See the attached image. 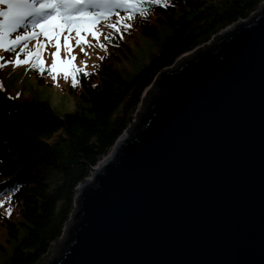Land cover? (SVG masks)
Segmentation results:
<instances>
[{"label": "water", "instance_id": "water-1", "mask_svg": "<svg viewBox=\"0 0 264 264\" xmlns=\"http://www.w3.org/2000/svg\"><path fill=\"white\" fill-rule=\"evenodd\" d=\"M170 69L39 264H264V10Z\"/></svg>", "mask_w": 264, "mask_h": 264}, {"label": "trees", "instance_id": "trees-1", "mask_svg": "<svg viewBox=\"0 0 264 264\" xmlns=\"http://www.w3.org/2000/svg\"><path fill=\"white\" fill-rule=\"evenodd\" d=\"M261 1L144 2V15L117 8L115 14H131L130 25L157 48L126 78L111 58L121 59L127 45L111 35L95 69L76 74L78 108L72 112L59 115L45 100L18 99L0 86V264H37L48 253L72 211L77 185L125 131L159 72L248 18ZM198 24L201 31L183 39Z\"/></svg>", "mask_w": 264, "mask_h": 264}, {"label": "rangeland", "instance_id": "rangeland-1", "mask_svg": "<svg viewBox=\"0 0 264 264\" xmlns=\"http://www.w3.org/2000/svg\"><path fill=\"white\" fill-rule=\"evenodd\" d=\"M5 8V5H0V9ZM262 10H264V0L259 3L258 7L246 19H249ZM111 11L112 12L110 13V15L114 16L111 19V21L113 22H105L102 20L101 23L97 24L93 28V31H96L98 34V39H94L91 33H85L82 31L80 35L84 39L80 44H77L76 41L77 39H79V37L76 36L75 31H72L71 33L67 31L61 33L59 38L60 48L56 59L58 61H69L70 63L67 66L70 70L73 68H80L83 69V71L94 70L97 61H99L105 54V41L108 42L109 37L111 35L115 36L116 34L123 42H125L127 46L125 49V53H122L124 55L121 54L123 59L121 57V59L111 58V60L114 66L118 68V70L124 77L128 78L129 76H131L133 70H137L141 66V64L147 60L148 56L156 50L157 47L154 40L148 37H144L143 35L137 33L136 30H134V28L132 27L133 24L130 25L129 19H127V16L125 14H115L118 11L117 8L115 10L112 9ZM117 19H120L122 22L120 25H117V27L120 29L119 31L106 26L109 23H115ZM125 22L130 25V27H128L127 29L123 27V23ZM229 27H231V25L222 29L221 31L213 35L208 41L200 44L199 46L189 52H186L185 54H190L206 43L222 35ZM19 31H24V29H21ZM36 31L39 32V29H36ZM107 31L109 32V34H107ZM127 31L128 33H126ZM15 35L16 34H12L9 39H14ZM65 36L69 37V47H65ZM37 37H40V39H36ZM37 37L27 41H23L21 42V44L26 42L25 44H27L28 51H33L41 43L44 45L42 49L43 52L41 50L40 52L42 53H40L39 56V59L43 61V74H41V71L38 67L33 66V63L36 61L35 56H33L27 64L15 65L14 63H12V61L16 59V52L20 53L19 58L21 60L25 59V53L20 52V49L23 47L21 46V44L16 45L13 52H6L4 49L0 48V58H2L0 59V64L4 65L3 67H0V86L4 88L9 94L18 99L34 97L37 99L45 100L49 104L53 112L59 115H62L66 112H72L78 108V96L74 93V89H77V86H72V75H69L67 78H65L62 71L52 72L51 74H49L48 71V69L53 64V53H56V38L53 37L52 40L49 41L48 38L43 35H39ZM105 37H107V39H105ZM100 45H103V47H100ZM107 47H109V45ZM69 48L71 49L70 51ZM81 49H83L84 51H81ZM185 54H182L170 66L172 68L169 70L170 72H174L175 69L180 66V64L186 57ZM57 66L58 68L62 67V65H60L59 63ZM53 76H55V80H53ZM153 86L155 85L150 84L142 93L141 100L133 113L132 121L125 130L128 129L132 122L139 121ZM75 207L76 203L74 201L69 217L71 216ZM3 209H5V207H3ZM2 233L3 231L0 230V239H2ZM55 241L51 243L49 251ZM48 253L44 255L37 264L44 261Z\"/></svg>", "mask_w": 264, "mask_h": 264}, {"label": "snow or ice", "instance_id": "snow-or-ice-1", "mask_svg": "<svg viewBox=\"0 0 264 264\" xmlns=\"http://www.w3.org/2000/svg\"><path fill=\"white\" fill-rule=\"evenodd\" d=\"M144 2L159 4L161 0H0V5L6 6L5 9H0V18H2L0 19V48L6 52H13L16 45L39 35L47 37L49 41L55 37L57 52L53 53V64L48 69L49 74L62 71L65 78L72 75V86L75 87L77 84L76 74L82 72L83 69L73 68L70 70L67 66L70 63L69 61H58L56 59L60 48L59 38L61 33L75 31L76 36L79 37L76 41L77 44H80L84 39L80 35L82 31L91 33L94 39H98V34L93 31V28L102 20L106 21L107 14L102 10L89 12L88 9L100 10L126 7L130 12H139L144 15L146 10L141 7ZM127 19H132L131 14ZM121 23V20L117 19L115 23H109L106 26L119 31L117 25ZM123 27L127 29L130 25L125 22ZM18 29H24V33H17ZM28 29L32 31L29 32ZM36 29H39V32ZM13 33H17L15 38L9 39ZM64 43L65 47H69L68 36L64 37ZM43 47L44 45L41 43L35 51H28L27 44H24L20 52L25 53V59L21 60L19 58L20 53L16 52V59L12 63L15 65L27 64L35 56L36 61L33 66L38 67L41 74H43V61L39 59ZM100 47H103V45H100ZM81 51L84 50L81 49ZM58 63L62 67L58 68ZM3 66V64H0V67ZM84 74L87 75L86 72ZM53 80H55V76H53Z\"/></svg>", "mask_w": 264, "mask_h": 264}, {"label": "bare ground", "instance_id": "bare-ground-1", "mask_svg": "<svg viewBox=\"0 0 264 264\" xmlns=\"http://www.w3.org/2000/svg\"><path fill=\"white\" fill-rule=\"evenodd\" d=\"M187 54H188V53H187ZM187 54H185V55H187ZM185 55H184V56H185ZM125 131H126V130H125ZM125 131L119 136L117 143H119V139L122 137V135L125 133ZM107 154H111V151H109Z\"/></svg>", "mask_w": 264, "mask_h": 264}]
</instances>
